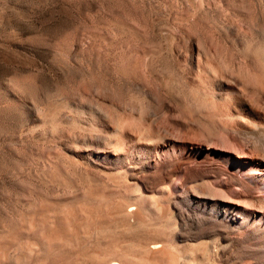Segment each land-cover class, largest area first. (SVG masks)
<instances>
[{"label": "rangeland", "instance_id": "374dc122", "mask_svg": "<svg viewBox=\"0 0 264 264\" xmlns=\"http://www.w3.org/2000/svg\"><path fill=\"white\" fill-rule=\"evenodd\" d=\"M249 37H264V0H0V264H102L115 245L149 264L133 248L163 237L184 188L236 196L237 148L196 116L202 68L244 69ZM146 132L163 140L151 169L112 168ZM135 184L143 221L83 203ZM187 254L217 264L207 247Z\"/></svg>", "mask_w": 264, "mask_h": 264}, {"label": "bare ground", "instance_id": "6f19581e", "mask_svg": "<svg viewBox=\"0 0 264 264\" xmlns=\"http://www.w3.org/2000/svg\"><path fill=\"white\" fill-rule=\"evenodd\" d=\"M250 37L245 44L248 60L244 69L202 68L206 83L202 93L208 95L210 108L200 105L196 116L211 134H219L236 146L229 158L237 160V175L232 174L231 180L239 191L231 198L216 186L208 193L184 188L174 198L180 210L175 211L176 219L167 220L163 237L151 243L139 240L133 248L134 255L149 264H182L189 256L186 251L200 246L211 250L217 264H264V37L257 41ZM205 60L203 48L199 63ZM137 136L143 141V149L134 153L124 148L112 151V168L123 175L148 172L151 152L163 141L158 133ZM106 149L103 151L109 154L111 150ZM90 155V159L98 158ZM244 165L247 171L240 172ZM128 191V195L87 194L83 203L111 206L118 213L128 212L136 222L143 221V194L137 184ZM160 191L165 197L170 194L166 186ZM110 248L112 252L103 253L102 264H126L124 249L116 245Z\"/></svg>", "mask_w": 264, "mask_h": 264}]
</instances>
